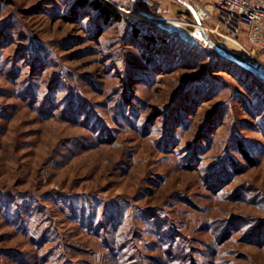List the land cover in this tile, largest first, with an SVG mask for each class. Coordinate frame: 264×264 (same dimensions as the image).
Masks as SVG:
<instances>
[{
    "label": "rangeland",
    "instance_id": "1",
    "mask_svg": "<svg viewBox=\"0 0 264 264\" xmlns=\"http://www.w3.org/2000/svg\"><path fill=\"white\" fill-rule=\"evenodd\" d=\"M111 1L0 0V264H264V66Z\"/></svg>",
    "mask_w": 264,
    "mask_h": 264
},
{
    "label": "built area",
    "instance_id": "2",
    "mask_svg": "<svg viewBox=\"0 0 264 264\" xmlns=\"http://www.w3.org/2000/svg\"><path fill=\"white\" fill-rule=\"evenodd\" d=\"M196 18L219 41L243 39L251 57L264 66V0H191Z\"/></svg>",
    "mask_w": 264,
    "mask_h": 264
},
{
    "label": "trees",
    "instance_id": "3",
    "mask_svg": "<svg viewBox=\"0 0 264 264\" xmlns=\"http://www.w3.org/2000/svg\"><path fill=\"white\" fill-rule=\"evenodd\" d=\"M74 9H84L94 13L97 17L102 19L103 22H122L124 20L118 5L111 0H74ZM133 34H138V29L133 28ZM240 153L244 159L249 160L247 154L240 149Z\"/></svg>",
    "mask_w": 264,
    "mask_h": 264
}]
</instances>
